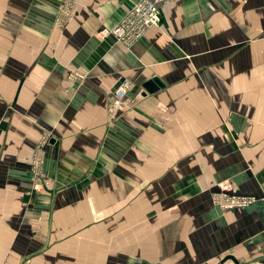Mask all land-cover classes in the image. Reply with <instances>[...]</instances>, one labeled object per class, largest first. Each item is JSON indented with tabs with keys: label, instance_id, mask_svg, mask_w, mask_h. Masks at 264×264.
<instances>
[{
	"label": "crops",
	"instance_id": "0c3cea01",
	"mask_svg": "<svg viewBox=\"0 0 264 264\" xmlns=\"http://www.w3.org/2000/svg\"><path fill=\"white\" fill-rule=\"evenodd\" d=\"M132 2L60 26L0 0V264H264V0H171L126 47L102 32ZM220 181L255 202L217 208Z\"/></svg>",
	"mask_w": 264,
	"mask_h": 264
},
{
	"label": "built area",
	"instance_id": "2783aa9c",
	"mask_svg": "<svg viewBox=\"0 0 264 264\" xmlns=\"http://www.w3.org/2000/svg\"><path fill=\"white\" fill-rule=\"evenodd\" d=\"M170 0H133L131 6L127 9L123 17L117 24L108 31L102 32V35H112L120 44L130 47L150 28L160 27L162 23V14L160 6ZM74 0H59V11L56 23L64 25L73 13ZM130 82L122 79L118 87L112 92L111 99L108 103V111L115 113L125 108V98L130 88ZM47 139L42 140L32 161V175L34 177V191L46 186L42 176L39 174L42 164V152L45 151ZM219 194L214 197L221 201L224 209H235L247 207L255 202L253 197L234 194L231 186L224 183L218 184ZM223 198L226 203H223Z\"/></svg>",
	"mask_w": 264,
	"mask_h": 264
},
{
	"label": "water",
	"instance_id": "95a60500",
	"mask_svg": "<svg viewBox=\"0 0 264 264\" xmlns=\"http://www.w3.org/2000/svg\"><path fill=\"white\" fill-rule=\"evenodd\" d=\"M119 83L117 84V86L113 89V91L118 87ZM155 85H161L160 82L154 78L151 82H149L148 84H146L145 86L147 88H150V87H154ZM153 89V88H151ZM227 260H231L234 262V264H256L254 263V261L252 262H248V263H240L233 255H226L222 258L219 259V262L217 264H224Z\"/></svg>",
	"mask_w": 264,
	"mask_h": 264
},
{
	"label": "rangeland",
	"instance_id": "374dc122",
	"mask_svg": "<svg viewBox=\"0 0 264 264\" xmlns=\"http://www.w3.org/2000/svg\"><path fill=\"white\" fill-rule=\"evenodd\" d=\"M171 1V0H170ZM41 144H39V146H40ZM36 150H37V148H36ZM33 159V158H32ZM219 183H224V184H228L229 186H231L229 183H227V182H224V181H220ZM219 194V192H214L213 193V196L215 197V196H217ZM214 197L212 198L213 200H212V204L213 205H215L217 208H220V209H224L222 206V204H221V201H219V198L218 199H214ZM223 203H226V201H225V199L223 198V201H222ZM239 208V207H238ZM226 210H228V209H226Z\"/></svg>",
	"mask_w": 264,
	"mask_h": 264
}]
</instances>
